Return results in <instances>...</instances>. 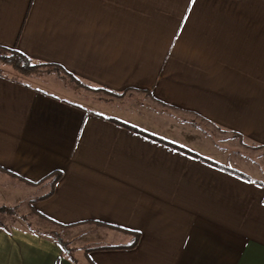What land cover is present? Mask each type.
Instances as JSON below:
<instances>
[{
    "label": "crops",
    "instance_id": "0c3cea01",
    "mask_svg": "<svg viewBox=\"0 0 264 264\" xmlns=\"http://www.w3.org/2000/svg\"><path fill=\"white\" fill-rule=\"evenodd\" d=\"M0 46L124 93L0 70L1 183L54 226L0 264H264V180L184 118L264 148V0H0Z\"/></svg>",
    "mask_w": 264,
    "mask_h": 264
},
{
    "label": "rangeland",
    "instance_id": "374dc122",
    "mask_svg": "<svg viewBox=\"0 0 264 264\" xmlns=\"http://www.w3.org/2000/svg\"><path fill=\"white\" fill-rule=\"evenodd\" d=\"M0 70L3 72H6L9 76L12 75L16 78L25 79L24 76L20 73L16 72L11 66L3 64L0 62ZM56 73L54 71H48L47 67L42 68L40 73H35V75H30L33 77H28L26 80L31 82L32 84H36L40 87H46V75H53L50 74ZM46 80V81H45ZM71 80V79H70ZM81 81V80H80ZM77 84V83H76ZM84 84V83H83ZM78 85V84H77ZM79 86V85H78ZM80 90H83L85 94L92 95L96 93L95 95H103L106 96L105 93L99 91L97 92V88L90 87L88 85L81 86ZM177 116V119L183 118L184 114L175 113ZM186 120H190L192 122V128L189 124V122H183L188 126L184 125L183 130L186 132V130L189 129L190 126V132H195L194 134L200 133V135L205 138H209L210 140H214L218 145V148H220L224 154H227V158L230 159V162H228L230 165H232L234 168H239L242 170H246L248 173H250L251 176L255 178H260L264 180V148L260 147L256 143H251L247 138H244L243 136H236L234 133L224 130H219L215 128L212 124L200 120L199 118H190V117H184ZM189 132V130H188ZM8 182L1 183L0 180V203L1 202H7L5 203L8 206H12L16 208V214L11 215L7 213H0V220L7 225L8 227H26L34 230H40L41 227H49L53 228L54 226L52 224H49L48 222H43L38 219L34 215V212L32 211L31 205L28 204L27 198L25 194L27 193L25 189L16 190L14 189L10 184L9 186L6 184ZM20 184L19 186H21ZM4 204V203H3ZM44 224V226H43ZM59 230V229H58ZM60 231V230H59ZM59 233V232H58ZM60 234V233H59ZM61 235V234H60ZM62 236V235H61ZM63 238V236H62ZM115 237L111 238V241H113ZM69 246V244H68Z\"/></svg>",
    "mask_w": 264,
    "mask_h": 264
},
{
    "label": "trees",
    "instance_id": "16d2710c",
    "mask_svg": "<svg viewBox=\"0 0 264 264\" xmlns=\"http://www.w3.org/2000/svg\"><path fill=\"white\" fill-rule=\"evenodd\" d=\"M0 62H2L3 64L11 66L16 72L20 73L21 75H26V76H30L33 74L35 75V73H40L42 68L47 67L48 71L57 72L61 78L71 79L72 81L76 82L79 86L85 85L77 77L72 76V74L66 72L64 70V68H62L61 66H59L57 64H51V63L46 64V62H36L32 58H30L29 56L19 52L16 49H8V48L0 46ZM98 89L100 91L106 92L107 94L117 96V97H120L124 94V93H118V92H114L112 90H108L107 88H98ZM98 89H95V90H98ZM213 126H215V125H213ZM215 128H217L219 130H223L222 128H220L218 126H215ZM234 134L236 136H242L241 134L236 133V132ZM209 162H211L213 164H217L213 161H209ZM232 171H234L236 174L241 173V172L236 171V170H232ZM60 175H61L60 173L55 174L54 178L56 181L59 179ZM241 175H242V173H241ZM0 213H7V214L15 215L16 214V208L12 207V206H8V205L3 204V203H0ZM0 227L7 228L8 226L5 225L0 220ZM51 233L65 247H68V243L62 238V236L58 232L52 231ZM134 245H135V243H133L132 245H128V246L127 245L126 246H124V245L123 246H113L112 248H127V247H133Z\"/></svg>",
    "mask_w": 264,
    "mask_h": 264
}]
</instances>
